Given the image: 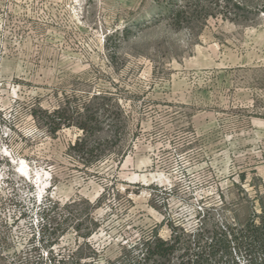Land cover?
I'll use <instances>...</instances> for the list:
<instances>
[{"label":"rangeland","instance_id":"obj_1","mask_svg":"<svg viewBox=\"0 0 264 264\" xmlns=\"http://www.w3.org/2000/svg\"><path fill=\"white\" fill-rule=\"evenodd\" d=\"M47 195L66 264H181L193 237L166 259L133 248L205 206L255 252L264 0H0V264H26Z\"/></svg>","mask_w":264,"mask_h":264},{"label":"trees","instance_id":"obj_2","mask_svg":"<svg viewBox=\"0 0 264 264\" xmlns=\"http://www.w3.org/2000/svg\"><path fill=\"white\" fill-rule=\"evenodd\" d=\"M82 129H85V124H81ZM86 133V132H84ZM80 146V143L75 147ZM100 157H97V160H100ZM43 205L37 203L35 204V208H38L37 214L39 215V224L37 230L32 228V238L30 239L27 252L23 250L26 256L25 261L26 264H44L43 262L47 260L49 264H66L67 256L62 252H55L54 250H50L53 244L56 241L52 242L50 240L51 235H53V231L51 230V224L53 222L52 214L55 212L57 208V203H55L49 195L45 198ZM203 204H208L204 203ZM210 207H204V209H198L197 218L199 219V224L193 226L190 232L185 231V233L177 234L174 238V242L163 241V240H154L153 238H143L137 245L134 246L133 249L140 248L142 246L145 251L144 259L146 262L151 261L153 258L158 257L161 259H166L172 255L176 250H180L178 245L181 242L182 237H193L194 247L186 250L185 253L180 257L182 259L181 264H264V221H262L261 225L257 226L254 222H249L247 225V237L250 239L251 243L253 239L259 240V244L254 246L255 252H252L248 248V243L242 240V236H240V232L236 230V228H231L230 226H223V229L218 227L217 229H213L212 231L206 228V219L209 217L211 213ZM184 230V229H182ZM211 233V236L207 237L206 234ZM175 233L173 232L172 235ZM231 237V238H230ZM235 242L237 247L245 250H248L247 260L245 262L237 260L235 257L229 258L228 255H231L229 252L230 243ZM48 249L46 258L43 256L42 250ZM259 254V255H257Z\"/></svg>","mask_w":264,"mask_h":264},{"label":"bare ground","instance_id":"obj_3","mask_svg":"<svg viewBox=\"0 0 264 264\" xmlns=\"http://www.w3.org/2000/svg\"><path fill=\"white\" fill-rule=\"evenodd\" d=\"M20 170L26 174L29 175V169H28V165L25 161L22 160V162L20 163ZM162 178V176H160Z\"/></svg>","mask_w":264,"mask_h":264}]
</instances>
